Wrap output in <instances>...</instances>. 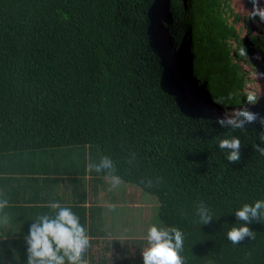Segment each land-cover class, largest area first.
<instances>
[{
	"label": "trees",
	"instance_id": "16d2710c",
	"mask_svg": "<svg viewBox=\"0 0 264 264\" xmlns=\"http://www.w3.org/2000/svg\"><path fill=\"white\" fill-rule=\"evenodd\" d=\"M262 1L244 0L247 30L259 20L262 31L248 38L234 0H0V181L26 189L33 166L49 163L76 184L87 170L93 186L116 177L157 197L160 219L183 234L182 264H264V214L236 216L264 199V18L252 12ZM249 72L262 73L260 90L249 89ZM242 109L256 119L219 122ZM231 137L235 161L219 147ZM98 152L109 167L93 168ZM0 201L11 204L0 212L27 209ZM75 208L100 236L102 219ZM244 224L250 235L231 240ZM0 230L8 235L1 221ZM100 240L90 239V264H143L145 246L124 255L120 241L103 239L97 254ZM26 261L0 240V264Z\"/></svg>",
	"mask_w": 264,
	"mask_h": 264
},
{
	"label": "clouds",
	"instance_id": "9594fccd",
	"mask_svg": "<svg viewBox=\"0 0 264 264\" xmlns=\"http://www.w3.org/2000/svg\"><path fill=\"white\" fill-rule=\"evenodd\" d=\"M258 22L261 23L259 20ZM245 99L248 104L257 102V96L252 92H249ZM255 119V113L242 109L236 118L222 119L219 122L222 125L243 127ZM219 147L227 150L229 160L239 159L240 140L238 137L221 139ZM260 151L264 152V148ZM110 163V160L104 158L102 164L97 163L95 167L99 170L102 166L109 167ZM117 180L118 178H113L114 182ZM3 203L6 201H0V204ZM51 207L56 209L54 217L41 215L29 227L26 236V264H64L66 258L74 261L75 264H90L84 255L90 247V236L85 223L79 218V213L69 203L53 202ZM199 211L201 217L207 222L210 219L207 209L201 207ZM261 214H264V199L256 200L252 204H244L236 211V216L243 221H248L250 217ZM246 235H250L246 224L234 227L228 233L229 238L234 242ZM146 239L149 247L143 251V264H182L179 251L183 245V234L180 230L165 229L153 224L147 230Z\"/></svg>",
	"mask_w": 264,
	"mask_h": 264
},
{
	"label": "crops",
	"instance_id": "0c3cea01",
	"mask_svg": "<svg viewBox=\"0 0 264 264\" xmlns=\"http://www.w3.org/2000/svg\"><path fill=\"white\" fill-rule=\"evenodd\" d=\"M41 165L42 164H40L38 168H36L37 164L33 166L34 169L31 173L34 172V174L36 173L37 175L34 179L30 178L26 189H22L18 186L16 189H13L12 184L6 185L5 182L2 183L0 181V199H11L14 200L17 207L24 206V209L27 208L23 212L22 210H18V212H0V221L3 229L8 233L7 236H4L0 230V240L7 237L13 242H16L20 252L27 251L26 236L31 223L35 222L41 215H48L50 218L54 217L56 209L52 208L51 204L53 202H59L71 204L74 210L79 213L80 219H85V213L80 208H75L76 206L86 208L88 219L96 221L102 219L100 221H102L101 223L103 226L95 229V234H100V236H92L91 233H88L90 239L96 237L101 239L99 243L95 242L93 246H91L97 254H100L102 246H105V240L103 239L120 241L119 244L115 245L121 247V252L123 251L124 255L126 254L125 249L127 247V250H132L130 255H133V251L137 249L135 247L139 245L145 246L144 243H142L144 238L135 234L137 227L133 226V219H131L129 223L117 216L115 219L118 220L112 224L110 223V219H113L112 215H114V211L117 210L115 209V204H121V202L114 200L112 195L106 194L109 188H112L106 185L105 182H109L106 177H103V182H99L93 186L89 183L91 179L90 170H87V173L81 177L85 180V183L76 184L77 179L74 176L57 172L59 170L56 164L49 163L45 166L47 168L45 170H42L43 168L40 167ZM87 167V169H91L90 163H88ZM126 188L130 189L129 191H133L135 194L136 189H134V187L129 185ZM2 192H4L3 195L1 194ZM8 192H11V194L5 195V193ZM129 204L135 209L138 208L139 205L142 206L143 209L145 208L144 203L141 202L139 198L131 199ZM4 205L6 206V203L0 204V207L2 208ZM8 205L10 206L11 204L7 203V206ZM126 207L127 206L124 208ZM125 219L129 218L126 217ZM22 231H26V233ZM101 234L104 236L101 237ZM127 241L129 243H126ZM140 254L142 255L143 252Z\"/></svg>",
	"mask_w": 264,
	"mask_h": 264
},
{
	"label": "rangeland",
	"instance_id": "374dc122",
	"mask_svg": "<svg viewBox=\"0 0 264 264\" xmlns=\"http://www.w3.org/2000/svg\"><path fill=\"white\" fill-rule=\"evenodd\" d=\"M233 3L235 6V10L237 12H240L241 14V19H240V22L238 23V26L240 27L242 31V35L244 34L246 37L250 38V36L255 35L256 33L262 32L261 30H259L257 26L259 22L254 21L251 25V31L249 33V31L247 30V27L245 26L246 25L245 17H246V14L250 13V9L245 7L244 0H234ZM252 12H254V9L252 10ZM256 12L259 13L261 17H264V15H262V13H264V0L261 2L260 7L256 9ZM184 62L186 63L187 61L185 60ZM238 67H240L243 70H247V71L250 70L249 65L245 62L241 63V65H239ZM249 73H250L249 77L251 79H254L253 82H250L248 86L249 89L254 90V91L258 89L260 90V85L263 83L261 80L263 77L262 73L260 72H257V74L253 72H249ZM99 156H100L99 152L98 154L97 153L91 154L90 158H89V155L87 156L90 159L91 163L93 164V168H96L95 165L97 163H100ZM107 181L109 182H105L106 185L112 188L111 189L109 188V191L106 194L112 195L114 200H118L119 202H121V204H115V209L117 210L114 211L115 216L112 215L113 219H110L111 224L113 222H116V220H118V219H115L117 216H119V218L121 219L126 220V222H129V223L131 222V219H133L132 224L133 226L137 227V231L135 232V234H137L141 238H144L142 240V243H144L146 249L149 247V243L146 239L147 230L151 225L155 224L158 227H162L165 229L172 228L168 226L167 224H165L160 219L159 214H158L159 202L155 195L142 191L141 188L136 185L133 186L134 189H136V192L134 194L133 191H129L130 189L126 188L129 186V184L123 180L118 179L116 182H114L113 178L109 177L107 178ZM138 198L140 199L141 202L144 203L145 205L144 209L140 205L138 208L135 209L129 204L131 199H138ZM125 206L127 207L124 208ZM126 217H128L129 219H125ZM140 252L141 251H138V253ZM139 260L143 263V254L142 255L140 254Z\"/></svg>",
	"mask_w": 264,
	"mask_h": 264
}]
</instances>
